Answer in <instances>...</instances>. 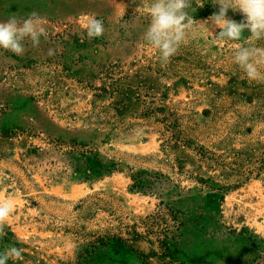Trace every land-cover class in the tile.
Masks as SVG:
<instances>
[{
	"label": "rangeland",
	"instance_id": "rangeland-1",
	"mask_svg": "<svg viewBox=\"0 0 264 264\" xmlns=\"http://www.w3.org/2000/svg\"><path fill=\"white\" fill-rule=\"evenodd\" d=\"M213 2L192 0L165 64L144 40L151 0H0V21L36 11L49 33L0 49V198L16 206L0 250L23 249L7 264H264V83L233 62L252 41L213 38Z\"/></svg>",
	"mask_w": 264,
	"mask_h": 264
},
{
	"label": "clouds",
	"instance_id": "clouds-1",
	"mask_svg": "<svg viewBox=\"0 0 264 264\" xmlns=\"http://www.w3.org/2000/svg\"><path fill=\"white\" fill-rule=\"evenodd\" d=\"M213 3L218 5L219 9L209 20L212 22L213 31L220 29L218 34H212L213 38L218 42L245 39L252 41L247 45L237 44L233 62L243 70L249 80L264 83V71L260 68V65L264 64V46L257 43L264 41V0H214ZM202 6L203 3H200L199 7ZM189 9H192V0H151L148 6L150 23L144 33V40L159 51L161 61L165 64L177 54L187 38L188 29L195 22ZM229 9L234 12L239 10L244 18L240 22L228 18ZM47 23L46 18L36 11L25 18H18L15 14L9 16L6 21H0V49L19 56L26 50V41L33 47H38L41 38L48 39L49 33L45 27ZM207 23L208 21L203 22L204 25ZM84 27L88 38H99L105 31L103 19L95 15L87 17ZM245 33H248V36H245ZM47 54L52 56L56 53L54 49L49 48ZM15 208L12 200L0 198V241L7 235L6 222L15 213ZM22 259V248L4 245L0 250V264Z\"/></svg>",
	"mask_w": 264,
	"mask_h": 264
}]
</instances>
